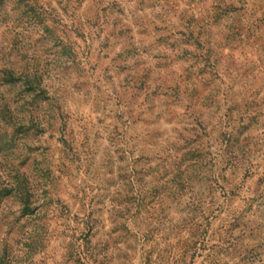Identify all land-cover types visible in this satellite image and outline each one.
Instances as JSON below:
<instances>
[{
	"label": "clouds",
	"instance_id": "obj_1",
	"mask_svg": "<svg viewBox=\"0 0 264 264\" xmlns=\"http://www.w3.org/2000/svg\"><path fill=\"white\" fill-rule=\"evenodd\" d=\"M0 264H264V0H0Z\"/></svg>",
	"mask_w": 264,
	"mask_h": 264
}]
</instances>
